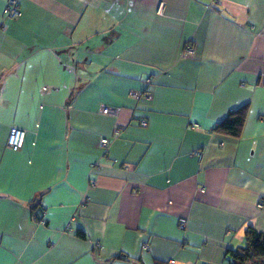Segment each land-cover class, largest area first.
I'll list each match as a JSON object with an SVG mask.
<instances>
[{
	"label": "crops",
	"instance_id": "1",
	"mask_svg": "<svg viewBox=\"0 0 264 264\" xmlns=\"http://www.w3.org/2000/svg\"><path fill=\"white\" fill-rule=\"evenodd\" d=\"M7 1L0 264H228L264 231V0Z\"/></svg>",
	"mask_w": 264,
	"mask_h": 264
},
{
	"label": "trees",
	"instance_id": "2",
	"mask_svg": "<svg viewBox=\"0 0 264 264\" xmlns=\"http://www.w3.org/2000/svg\"><path fill=\"white\" fill-rule=\"evenodd\" d=\"M243 122V115L234 112L218 124L216 132L237 137ZM228 264H264V231L247 229L244 233V245L226 254Z\"/></svg>",
	"mask_w": 264,
	"mask_h": 264
},
{
	"label": "built area",
	"instance_id": "3",
	"mask_svg": "<svg viewBox=\"0 0 264 264\" xmlns=\"http://www.w3.org/2000/svg\"><path fill=\"white\" fill-rule=\"evenodd\" d=\"M4 16L7 18H10L12 20H17L18 18H20L21 16V11H20V5L18 0H8L5 10H4ZM193 55V49L189 46L185 47L184 50L181 52L180 57H188V56H192ZM150 82L147 81V84H149ZM133 98L137 99L138 97H143L144 99H148L149 98V94L148 93H144V94H132ZM98 113L102 114V115H107V116H116L117 114V110L105 105H100L98 107ZM146 122L145 120H141L140 121V126H145ZM119 132L115 131V136H118ZM24 136L25 133L24 131L12 127L10 128L8 135H7V140H6V144L9 148L13 149V150H18L19 148H21L22 144H23V140H24ZM111 143V140H109L108 138H102L99 140L98 142V146L100 149H102L104 152H106L108 150V147ZM198 160L201 159L202 157V153L197 151L194 152L193 154ZM93 185V184H92ZM259 208H263L264 204L262 202H259L258 204ZM186 225V220L185 219H180L179 220V228L180 229H184ZM143 250L147 249V246L144 245L142 247ZM173 261H169L166 264H173Z\"/></svg>",
	"mask_w": 264,
	"mask_h": 264
}]
</instances>
